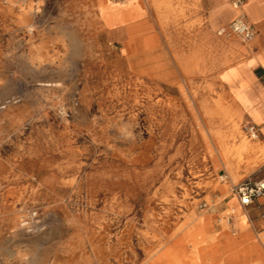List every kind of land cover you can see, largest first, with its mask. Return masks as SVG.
<instances>
[{
  "label": "rangeland",
  "instance_id": "1",
  "mask_svg": "<svg viewBox=\"0 0 264 264\" xmlns=\"http://www.w3.org/2000/svg\"><path fill=\"white\" fill-rule=\"evenodd\" d=\"M126 1L0 0V264H145L207 221L264 252V200L231 192L264 161L233 182L212 137L262 146L255 102L233 137L204 113L250 84L259 47L219 35L233 0H168L164 23L136 0L107 27L103 8Z\"/></svg>",
  "mask_w": 264,
  "mask_h": 264
},
{
  "label": "bare ground",
  "instance_id": "2",
  "mask_svg": "<svg viewBox=\"0 0 264 264\" xmlns=\"http://www.w3.org/2000/svg\"><path fill=\"white\" fill-rule=\"evenodd\" d=\"M138 4L139 2H137L136 0H127L126 2L120 4L117 7H104L103 13L107 27H119L124 21L123 13L125 12L130 13L132 17L135 18V14L138 13V9H134L133 6ZM147 6L150 12L156 15V18L159 22H166L167 14L162 15L159 11L161 9H164V12L170 11L171 7L168 0H149ZM228 11L230 12V10ZM259 26L260 27L258 30L260 32V37H262L263 39L262 45H264V27H262L261 25ZM259 61L264 66V59L261 58V60ZM242 87V91L239 95H226L222 93L218 96L217 100L209 103V107H204V113L207 116H216L222 126L228 127L230 131L229 135L231 137L239 134V128L243 121L242 111L248 110L254 102H257V104L259 102L256 97L257 94L252 95V89L250 87V84H243ZM227 98H230L231 100L229 105L223 104V101H225ZM237 102L241 104L242 108L236 107L235 103ZM223 133L219 131L213 132L212 137L217 141V150L220 156L223 158V164L229 174V178L231 179V181L234 182L241 178L242 173L247 174L251 172L252 174V172H254L256 168H258V166L264 161V142L262 143L263 145L260 146L258 144L252 143L251 141H249V139L247 141V139L244 138L243 135H240L239 143L234 146L232 144L233 147H228L226 144H224L226 133ZM208 134H211V132H208ZM253 155L257 156L253 157ZM243 221L245 222L244 217ZM207 224L208 226H211L213 223L208 221ZM200 226L201 223L195 224L192 230H188L184 238H179L175 240L171 247H165L164 245L162 246V248L160 247L161 249L159 248L160 250H157V252L155 251L156 253L150 256L145 264H182V261L180 257H178V254H180V251L183 249V247L191 246L193 249L196 250L202 243V240L204 238V234L202 232H207L208 230H210V228H205L202 231L200 229ZM167 241H169V239Z\"/></svg>",
  "mask_w": 264,
  "mask_h": 264
},
{
  "label": "crops",
  "instance_id": "3",
  "mask_svg": "<svg viewBox=\"0 0 264 264\" xmlns=\"http://www.w3.org/2000/svg\"><path fill=\"white\" fill-rule=\"evenodd\" d=\"M263 9L264 0H248L246 5L242 6V13L245 16L246 22L249 26L252 27L255 33V38L252 41L253 44L248 48L254 49L256 46H258L260 50L256 58L252 59V64L250 66H248V63L246 64V66L249 67V70L246 71L247 76L246 78L244 76V78L246 80H249L250 87L252 89V95L257 94L256 97L259 102L258 104L257 102L253 104L255 106V110L253 111L254 113H256H253L254 121L256 124L261 125V130H259V138L262 137L264 142V66L259 61L260 57L264 59V46L262 45V37L258 36L259 30L256 25L257 23L264 21L262 13L264 11ZM225 13L226 15L228 13V15L232 17V20L234 19L235 12L232 10V8L230 12L227 10ZM261 26L264 27L263 24H261ZM100 34L103 38L100 44V49L102 55H104L105 21L103 19L101 22ZM233 187L231 188V192L239 204L237 197L233 193ZM219 193L220 195H222L223 190L221 189ZM239 206L241 208H245L240 204ZM262 210H264V208H262ZM206 215L210 216L208 213H206L205 216ZM244 219L246 222V216H244ZM207 222L200 226V229L202 231L205 228H210V230L207 229V232H202L204 234V238L199 247L195 250L191 246H186L183 247V249L180 251V254H178V257H180L182 264H264V252L262 249V245L260 244V241L256 239L255 234L250 232H241L236 235V238H232V236H229L228 232L224 231L223 228L222 233L212 232L214 226L213 224L211 226H208ZM239 222L245 223L243 221V218H241ZM259 223H264V221H260L258 222V224ZM262 239L264 240V237H262ZM217 241H219V244L217 243ZM188 248L190 249L188 250ZM190 253H192L193 257L186 260L187 257H191Z\"/></svg>",
  "mask_w": 264,
  "mask_h": 264
},
{
  "label": "built area",
  "instance_id": "4",
  "mask_svg": "<svg viewBox=\"0 0 264 264\" xmlns=\"http://www.w3.org/2000/svg\"><path fill=\"white\" fill-rule=\"evenodd\" d=\"M111 2H119L122 0H110ZM243 0H233L232 7L239 13L230 22L227 28L220 30L219 35L233 34L239 37L245 43H251L255 38V33L251 26L246 22L245 16L242 13ZM246 131L252 140L259 137V130L255 125H250ZM233 193L237 197L239 204L242 207L251 206L256 200L264 199V177L258 181L245 179L233 187Z\"/></svg>",
  "mask_w": 264,
  "mask_h": 264
}]
</instances>
